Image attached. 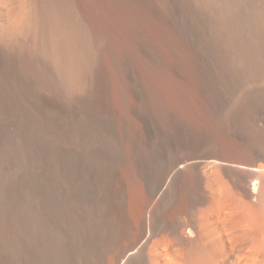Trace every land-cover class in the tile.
<instances>
[{"label": "bare ground", "instance_id": "6f19581e", "mask_svg": "<svg viewBox=\"0 0 264 264\" xmlns=\"http://www.w3.org/2000/svg\"><path fill=\"white\" fill-rule=\"evenodd\" d=\"M116 11L149 31L116 48ZM0 264H264V0H0Z\"/></svg>", "mask_w": 264, "mask_h": 264}, {"label": "rangeland", "instance_id": "374dc122", "mask_svg": "<svg viewBox=\"0 0 264 264\" xmlns=\"http://www.w3.org/2000/svg\"><path fill=\"white\" fill-rule=\"evenodd\" d=\"M116 12L114 16L116 28L112 35V40H115L114 46L116 48H120L119 44L124 46V44L126 45L134 42L137 37L136 35H138L141 30L149 31V29H147L148 25H146L147 23L144 20L121 11ZM165 43L168 44L163 41L162 46H164L163 49L165 50V52L163 50V54L165 53L163 61L158 65H148L146 68L149 80H151L150 83L158 94L171 105L173 104L175 109L183 116L187 117L195 124H201L206 119V113L199 99L200 97L196 84L184 69L183 65L181 66L180 61L176 60L178 58L176 53H174L173 47H170V44L167 46ZM112 83L114 101L121 111H126L133 102L129 85L117 71L113 72ZM221 141L225 148H235L234 140L229 137L224 136ZM128 175L129 186L131 188L130 191L134 195H142V186L130 169Z\"/></svg>", "mask_w": 264, "mask_h": 264}]
</instances>
